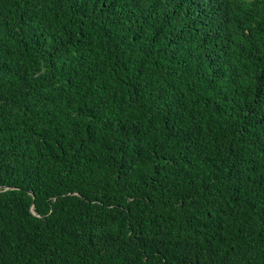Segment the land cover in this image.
<instances>
[{"label":"trees","instance_id":"trees-1","mask_svg":"<svg viewBox=\"0 0 264 264\" xmlns=\"http://www.w3.org/2000/svg\"><path fill=\"white\" fill-rule=\"evenodd\" d=\"M0 264H264V0H0Z\"/></svg>","mask_w":264,"mask_h":264}]
</instances>
